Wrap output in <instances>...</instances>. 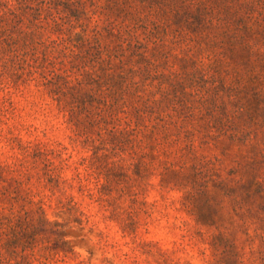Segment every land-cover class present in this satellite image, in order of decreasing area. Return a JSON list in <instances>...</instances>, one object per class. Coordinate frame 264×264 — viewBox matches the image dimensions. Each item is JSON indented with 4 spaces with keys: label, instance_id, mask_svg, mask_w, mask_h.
Listing matches in <instances>:
<instances>
[{
    "label": "rangeland",
    "instance_id": "1",
    "mask_svg": "<svg viewBox=\"0 0 264 264\" xmlns=\"http://www.w3.org/2000/svg\"><path fill=\"white\" fill-rule=\"evenodd\" d=\"M98 19L97 38L120 56L119 41L107 33L112 26L104 16ZM70 36L60 34L65 42L55 45L48 60L40 50L23 74L0 78V165L16 170L0 173V208L14 205V228L32 235L28 253L59 244L55 226L43 227L35 215L27 218L21 200L12 202L2 194L4 187L10 194L19 189L14 179L24 180L23 188L29 187L36 201L43 200L48 220L62 225L73 249L32 264H233L239 256L246 264H260L264 123L245 121L224 94L217 104L227 114L223 107L207 104L183 122L178 119L183 110L171 111L173 103L165 100L155 105L146 89L159 99L157 92L173 93L171 85L179 82L205 94L230 72L213 48H187L182 40L171 39L148 44L147 57L155 61L158 74L145 70L143 58L125 56L126 72L136 65L129 76L138 87L127 91L125 113L90 126L81 109L71 110L75 97L89 100L96 93L100 103L105 96L100 88L107 79L118 82L123 65L114 57L110 66L101 64L95 47ZM47 80L63 89L60 103L43 86ZM47 168H57L60 179L49 180ZM256 182L260 188L252 186ZM0 211L5 217L10 212ZM211 214L212 226L202 225V216ZM218 235L227 242L218 241ZM230 244L237 249L232 255ZM13 264L27 263L18 257Z\"/></svg>",
    "mask_w": 264,
    "mask_h": 264
},
{
    "label": "trees",
    "instance_id": "2",
    "mask_svg": "<svg viewBox=\"0 0 264 264\" xmlns=\"http://www.w3.org/2000/svg\"><path fill=\"white\" fill-rule=\"evenodd\" d=\"M98 13L112 26L107 33L113 40L119 41V58L113 56L109 48L103 47L101 40L97 38L101 35ZM65 26H68V29ZM67 32L71 35L70 38L74 34L77 42L83 46L95 47L101 64L107 62L110 66L118 59L123 65L118 82L107 79L105 85L100 88L105 93L99 100L100 103L97 102L98 98H95L96 93L89 95V100H79L78 96L75 97L77 101L71 106V110L75 113L81 109L80 113L85 117V120L84 117L82 119L90 126L99 125L124 112L122 109L127 101V91L138 87V83L129 76L130 73L136 72V65L130 64L126 72L123 58L130 56L131 61L143 58L145 70L149 74H158L155 61L147 57L146 45L169 39L182 40L187 48L211 46L215 56L220 58L223 66L230 72L226 80H219L205 94L176 82L171 85L173 93L162 88L157 92L160 95L158 99L156 94H152L151 88H146L149 89L151 102L155 105L163 100L173 103L171 111L177 114L181 110L185 112L184 116L183 113L178 116V119L184 122L195 113L202 112L207 104L215 110L223 107V113L227 114L226 107L217 104L219 97L224 94V100L228 99L227 103L232 104L237 113L244 114L245 121L255 125L264 123L263 120L258 121L261 116L264 119V0H0V78H14L19 76V73L23 74L32 67V61L38 60L40 50L48 60L55 45H63L65 42L60 38V34ZM53 35H58L57 39H53ZM91 37H94L92 43ZM66 49L74 51L69 47ZM109 70L107 68V71ZM64 84H68V81L65 80ZM43 86L50 94L58 95L56 99L60 103L64 95L61 86L52 80H47ZM209 115L212 118V113ZM238 119L236 117L234 121ZM225 122L230 124L228 119ZM236 132L239 133V130ZM89 138L90 136H87V139ZM29 147L22 146L26 151ZM38 150L39 156H43L40 148ZM48 163V166L52 165V162ZM145 166L151 167L152 164ZM6 171L16 170L0 165V173ZM47 175L49 180L56 177L57 180L60 179L57 168H47ZM26 179L30 181L31 176ZM14 181L19 189L10 194V190L4 187L2 194L10 197L12 202L21 200L27 218L35 215L34 219L37 218L43 227L55 226L53 232L60 245L54 244L51 249L46 247L38 252L31 249V253H28L30 246L27 245L32 235L28 234L27 230H23L20 235L14 228L13 220H10L15 213L12 204L9 208H0L10 211L6 214L8 217L0 211V264H13L18 257L27 264L34 261L45 263L54 254L72 253L73 249L59 228L62 225L58 222L52 225L48 220L43 200L36 201L32 190L29 187L23 188L26 184L24 180ZM260 185L256 182L252 186L260 188ZM27 206L30 208L25 210ZM202 217V225L211 227L209 222L214 220L212 214ZM3 220L7 222L4 223ZM216 239L227 242L221 235L216 236ZM230 245L228 254L232 255L237 249ZM258 259L260 264H264V253H261ZM233 264L246 263L245 259L239 256Z\"/></svg>",
    "mask_w": 264,
    "mask_h": 264
}]
</instances>
